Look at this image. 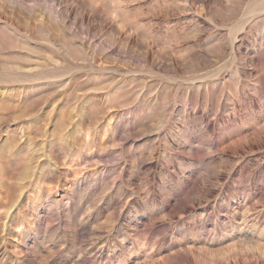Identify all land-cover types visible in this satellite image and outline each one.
<instances>
[{
  "label": "rangeland",
  "instance_id": "1",
  "mask_svg": "<svg viewBox=\"0 0 264 264\" xmlns=\"http://www.w3.org/2000/svg\"><path fill=\"white\" fill-rule=\"evenodd\" d=\"M0 264H264V0H0Z\"/></svg>",
  "mask_w": 264,
  "mask_h": 264
}]
</instances>
